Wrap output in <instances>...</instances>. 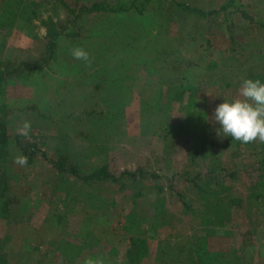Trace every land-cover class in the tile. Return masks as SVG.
I'll use <instances>...</instances> for the list:
<instances>
[{"label": "rangeland", "instance_id": "1", "mask_svg": "<svg viewBox=\"0 0 264 264\" xmlns=\"http://www.w3.org/2000/svg\"><path fill=\"white\" fill-rule=\"evenodd\" d=\"M0 18L17 68L0 91V264H264V143L211 119L264 82V0H10Z\"/></svg>", "mask_w": 264, "mask_h": 264}, {"label": "clouds", "instance_id": "2", "mask_svg": "<svg viewBox=\"0 0 264 264\" xmlns=\"http://www.w3.org/2000/svg\"><path fill=\"white\" fill-rule=\"evenodd\" d=\"M71 55L76 60L90 63V53L82 47L71 49ZM218 122V134L231 137L243 144L259 141L264 143V82L259 79H245L239 88L238 95L218 104L211 118ZM32 124L25 120L17 127V135L30 138ZM28 156L18 154L13 162L20 167L28 164ZM82 264H103L100 258L86 257Z\"/></svg>", "mask_w": 264, "mask_h": 264}, {"label": "trees", "instance_id": "3", "mask_svg": "<svg viewBox=\"0 0 264 264\" xmlns=\"http://www.w3.org/2000/svg\"><path fill=\"white\" fill-rule=\"evenodd\" d=\"M9 2L10 0H1L0 1V8H2V11L4 12H8L9 13ZM85 9L87 12H92V13H96V12H101L104 11L106 9V7L104 6V4L102 3H94L91 6H86V5H82L81 9ZM70 10V12L74 15H78V9L73 7H69L68 8ZM2 11H0V16ZM80 15V14H79ZM78 15V16H79ZM2 18H0V29L2 28ZM52 29L53 26H52ZM53 32V31H52ZM55 35L52 34V39L49 42V51L53 50V47L55 46ZM4 48V45L1 47V49ZM17 70L16 66H14V64H12V61H2V59L0 60V91H2L4 88L3 86L5 85L6 82V77L8 75H11L13 73H15ZM2 93L0 92V95ZM0 144L6 145L10 142L12 136L9 135L8 131H7V127L5 124V116H6V112H5V108L4 105L1 104L0 105ZM3 149V148H1ZM100 176H105V178H113L112 175L102 171V170H96L95 172L92 173L91 177L93 178H98ZM142 176H144V173H142Z\"/></svg>", "mask_w": 264, "mask_h": 264}]
</instances>
